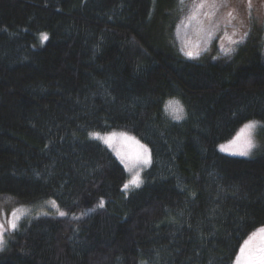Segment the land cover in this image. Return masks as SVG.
Wrapping results in <instances>:
<instances>
[{
    "label": "trees",
    "instance_id": "obj_1",
    "mask_svg": "<svg viewBox=\"0 0 264 264\" xmlns=\"http://www.w3.org/2000/svg\"><path fill=\"white\" fill-rule=\"evenodd\" d=\"M183 7L0 0V199L65 213L23 220L0 264H234L264 227V151L218 150L251 121L264 138V29L189 56L176 39ZM114 132L151 152L128 193L125 168L92 138Z\"/></svg>",
    "mask_w": 264,
    "mask_h": 264
},
{
    "label": "rangeland",
    "instance_id": "obj_2",
    "mask_svg": "<svg viewBox=\"0 0 264 264\" xmlns=\"http://www.w3.org/2000/svg\"><path fill=\"white\" fill-rule=\"evenodd\" d=\"M182 5L184 6L182 9L185 8V17L177 27L176 39L182 49L187 50V53H193L192 56H197L200 50L202 53L206 51L211 55L219 53V50L223 52L231 50L237 43L244 40L250 28L264 29V0H184ZM200 5L203 6L200 7ZM164 109L167 116L176 122H182L186 117L185 108L177 99L167 100ZM262 128L263 125L259 121L248 122L230 141L219 145V152L239 158H252L261 154L264 151ZM92 138L108 147L125 168L128 175L125 185L127 184L128 188L125 189L124 185V192L128 193L140 188L143 184V173L151 166V152L148 146L125 132L93 134ZM105 138H110V142L105 143ZM249 143L251 147H248ZM139 145L148 149L149 163L147 164L137 158L138 153L142 152ZM222 146L225 149L223 151ZM245 149L248 154L240 155L239 152ZM136 177L140 181L139 187L130 183ZM14 212L15 217H13ZM60 212L61 210L53 201L24 206L11 199H0V226H2L0 235L3 239L0 249L6 244V234L17 231L23 220L43 215L61 216ZM13 220L16 223L15 229L10 227ZM259 230L250 235L252 238L250 248L253 251L264 246V234ZM239 256L240 252L237 258Z\"/></svg>",
    "mask_w": 264,
    "mask_h": 264
},
{
    "label": "snow or ice",
    "instance_id": "obj_3",
    "mask_svg": "<svg viewBox=\"0 0 264 264\" xmlns=\"http://www.w3.org/2000/svg\"><path fill=\"white\" fill-rule=\"evenodd\" d=\"M183 2V0H182ZM203 5H200V7H202ZM41 38L43 40H47V34H41ZM187 55L192 56L193 53L189 52L187 53ZM249 127H251V125H249ZM110 142V138H105V143H109ZM137 144L139 142H136ZM252 145L249 143L248 147H251ZM140 149H142L141 153H138L137 158L138 159H142L143 163L147 164L149 163V158H148V149L145 148L143 145H139ZM221 150H225L224 147L222 146ZM240 155H247V149L242 150L239 152ZM131 184L135 185L136 187H139V179L138 177L134 178L132 181H130ZM128 188V185H125V189ZM100 207H103V202L101 201ZM60 215L63 216L65 215V213L60 212ZM13 217H15V212L13 213ZM10 227L12 229L16 228V223L11 222L10 223ZM0 228H2V226H0ZM260 233L264 234V228H261ZM255 235V234H254ZM251 240L252 238L250 237L248 241L245 242L244 246L241 248L240 250V256L237 258L236 264H264V246L260 247L259 249L253 251L250 248V244H251ZM3 245V239H2V235H0V246Z\"/></svg>",
    "mask_w": 264,
    "mask_h": 264
}]
</instances>
